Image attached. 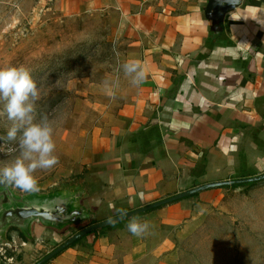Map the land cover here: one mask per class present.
Segmentation results:
<instances>
[{
  "label": "crops",
  "instance_id": "crops-1",
  "mask_svg": "<svg viewBox=\"0 0 264 264\" xmlns=\"http://www.w3.org/2000/svg\"><path fill=\"white\" fill-rule=\"evenodd\" d=\"M61 3L68 11L108 12L122 36L121 64L139 60L146 70L134 86L121 65L114 97L98 108L103 124L78 161L87 208L117 216L263 166L264 0H242L215 27L204 16L208 0ZM222 190L133 217L152 225L143 238L127 230L130 218L78 239L46 264H147ZM12 237L0 247L1 264L13 259L2 257L6 248H34Z\"/></svg>",
  "mask_w": 264,
  "mask_h": 264
},
{
  "label": "rangeland",
  "instance_id": "rangeland-1",
  "mask_svg": "<svg viewBox=\"0 0 264 264\" xmlns=\"http://www.w3.org/2000/svg\"><path fill=\"white\" fill-rule=\"evenodd\" d=\"M121 39L108 12L68 11L61 0H0V67L30 69L41 91L38 116L46 114L54 126L59 163L35 173L38 192L85 175L78 161L103 124L98 108L112 98L104 82L113 90L122 71ZM9 124L0 118V137L6 136ZM10 143L0 140V166L16 155L6 154ZM249 172V177L264 174V164ZM206 204L169 251L146 263L264 264V179L223 187ZM75 232L45 231L32 243L34 248H6L2 257L13 258L6 264H35Z\"/></svg>",
  "mask_w": 264,
  "mask_h": 264
},
{
  "label": "water",
  "instance_id": "water-1",
  "mask_svg": "<svg viewBox=\"0 0 264 264\" xmlns=\"http://www.w3.org/2000/svg\"><path fill=\"white\" fill-rule=\"evenodd\" d=\"M242 0H208L204 16L213 27L222 23L225 15L241 6ZM264 179V174L230 181L205 184L180 194L165 198L126 213L102 219L83 201L87 192L83 184L69 186L60 183L47 192L21 194L12 186L0 185V247L13 244L14 236H22L29 244L35 243L45 231H63L71 227H81L89 222L94 224L77 229L71 237L45 255L35 264H45L78 239L137 215L172 204L202 191L248 184Z\"/></svg>",
  "mask_w": 264,
  "mask_h": 264
},
{
  "label": "clouds",
  "instance_id": "clouds-1",
  "mask_svg": "<svg viewBox=\"0 0 264 264\" xmlns=\"http://www.w3.org/2000/svg\"><path fill=\"white\" fill-rule=\"evenodd\" d=\"M123 73L134 86L144 82L146 70L139 60H128L122 65ZM109 95L114 97L113 85L104 82ZM41 91L27 67H0V118L10 122L6 136L0 140L10 143L6 154L14 158L0 166V185L13 186L23 192L40 191L37 171L51 170L59 163L55 154L54 126L46 114H39L37 102ZM149 221L133 218L127 230L135 237L149 234Z\"/></svg>",
  "mask_w": 264,
  "mask_h": 264
},
{
  "label": "trees",
  "instance_id": "trees-1",
  "mask_svg": "<svg viewBox=\"0 0 264 264\" xmlns=\"http://www.w3.org/2000/svg\"><path fill=\"white\" fill-rule=\"evenodd\" d=\"M92 211H94L95 213H98V215L100 216V217H102V219H107V218H110V217H113V216H107V212L106 211H101V210H98V209H92ZM116 216V215H115ZM95 223V221H92V222H89V223H87V224H85V225H83V226H81V227H71V228H67V229H65V230H63V231H61L62 233H65V232H67L68 231V229H81V228H84V227H86V226H89V225H92V224H94ZM53 232H56L55 234H60V233H58V231H54V230H52ZM99 231L97 230V231H94V232H91V233H89L88 235H95V234H97ZM20 238L24 241V242H26V243H28V241H26L22 236H20Z\"/></svg>",
  "mask_w": 264,
  "mask_h": 264
},
{
  "label": "flooded vegetation",
  "instance_id": "flooded-vegetation-1",
  "mask_svg": "<svg viewBox=\"0 0 264 264\" xmlns=\"http://www.w3.org/2000/svg\"><path fill=\"white\" fill-rule=\"evenodd\" d=\"M83 182V180H79V179H75V180H72V181H69V182H67V184L69 185V186H73V185H75V184H81ZM83 184V183H82ZM0 264H1V262H0Z\"/></svg>",
  "mask_w": 264,
  "mask_h": 264
}]
</instances>
